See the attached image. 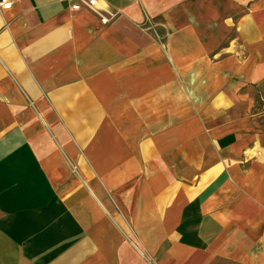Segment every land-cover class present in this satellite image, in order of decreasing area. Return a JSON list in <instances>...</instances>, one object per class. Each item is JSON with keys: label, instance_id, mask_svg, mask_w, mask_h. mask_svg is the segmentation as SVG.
<instances>
[{"label": "crops", "instance_id": "crops-1", "mask_svg": "<svg viewBox=\"0 0 264 264\" xmlns=\"http://www.w3.org/2000/svg\"><path fill=\"white\" fill-rule=\"evenodd\" d=\"M106 1L0 10V264H264V149L190 115L258 79L264 0Z\"/></svg>", "mask_w": 264, "mask_h": 264}, {"label": "rangeland", "instance_id": "rangeland-1", "mask_svg": "<svg viewBox=\"0 0 264 264\" xmlns=\"http://www.w3.org/2000/svg\"><path fill=\"white\" fill-rule=\"evenodd\" d=\"M153 34H156L153 32ZM264 33H261L259 54V76L256 80L246 81L243 89L235 84L228 91H220L216 102L213 96V110L210 113L204 111L192 112V114H203L207 118V125L213 134L212 147L228 158L225 153L232 152L233 156L241 151L264 149ZM235 47V42L232 43ZM203 91H185L190 96L187 104L193 106L195 103L198 109L207 106L211 101V95L204 102ZM217 92V91H216ZM194 107V106H193ZM215 108H218L217 110ZM237 157V156H236ZM235 164L236 160H230ZM229 162V161H228Z\"/></svg>", "mask_w": 264, "mask_h": 264}, {"label": "built area", "instance_id": "built-area-1", "mask_svg": "<svg viewBox=\"0 0 264 264\" xmlns=\"http://www.w3.org/2000/svg\"><path fill=\"white\" fill-rule=\"evenodd\" d=\"M18 0H0V10H11ZM56 2L69 6L73 12L88 11L96 16L105 25H111L122 17V13L112 7L106 0H56ZM142 27L146 30L155 31L151 19L145 16Z\"/></svg>", "mask_w": 264, "mask_h": 264}]
</instances>
